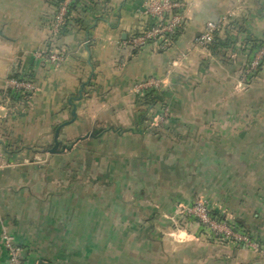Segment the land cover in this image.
I'll list each match as a JSON object with an SVG mask.
<instances>
[{"label": "crops", "instance_id": "0c3cea01", "mask_svg": "<svg viewBox=\"0 0 264 264\" xmlns=\"http://www.w3.org/2000/svg\"><path fill=\"white\" fill-rule=\"evenodd\" d=\"M147 1L71 0L56 32L67 0H0V264H10L5 235L29 264H264L202 228L154 224L156 206L171 212L205 197L264 245V67L242 79L249 48L241 51L264 40V0H177L185 25L174 46L132 50L151 20ZM211 21L234 46L214 54L196 44ZM150 78L172 112L162 135L146 129L150 110L133 91ZM9 79L32 82L31 98L14 96ZM78 150L95 179L66 181L61 193L53 173Z\"/></svg>", "mask_w": 264, "mask_h": 264}, {"label": "built area", "instance_id": "2783aa9c", "mask_svg": "<svg viewBox=\"0 0 264 264\" xmlns=\"http://www.w3.org/2000/svg\"><path fill=\"white\" fill-rule=\"evenodd\" d=\"M70 1L71 0H67V2L61 6L55 18L53 30L56 32H58L65 23ZM182 9L183 5L177 0H148L145 4L144 13L152 19L154 24L150 28H142L138 35L132 36L128 41V45L132 50H137L149 43H153L162 51L170 50L175 44L174 35L178 31H181L185 25V17L183 13L180 12ZM220 27V23L208 22L203 32L195 39L196 44L200 47L207 48L208 45L214 41L216 32H219ZM260 55L251 64L252 70L260 64V60L264 58V52H261ZM48 57L52 62L58 65L64 60L63 56L56 52L50 53ZM8 86L13 91L25 93L27 99L28 96L29 99L31 98L35 90L34 84L29 80L9 79ZM152 89L161 90L162 81L155 78L147 79L135 85L134 93L136 96L142 97L145 92ZM161 117L165 119L167 115L165 116L163 114ZM182 212L188 214L190 217L198 219L202 225L211 232L212 235L215 237L217 236L218 238H216L221 242H238L256 255L264 258V248L260 247V245L248 235L235 231L228 221H219L214 218L210 214L211 211L208 203L204 201L197 202L190 207L182 209ZM4 244L5 248L8 250L10 264H28L22 256L23 251L14 244L12 237L5 235Z\"/></svg>", "mask_w": 264, "mask_h": 264}, {"label": "rangeland", "instance_id": "374dc122", "mask_svg": "<svg viewBox=\"0 0 264 264\" xmlns=\"http://www.w3.org/2000/svg\"><path fill=\"white\" fill-rule=\"evenodd\" d=\"M231 15L230 16H233L232 19H240L242 16V13L239 12V11H234L232 13H230ZM223 22H231V20H222ZM211 22H215V21H211ZM221 22V23H223ZM218 23V22H216ZM224 27V26H223ZM222 25L220 27V30L222 29L223 31V28ZM203 32V31H202ZM203 49H206L204 47H201ZM208 48V47H207ZM261 52H264V44L263 46L260 47L259 50H257L256 52L253 53V55L251 56V58H249V61L251 62V64L254 62V60L257 59V57H259L260 53ZM249 54V52L247 51V55ZM261 56V55H260ZM264 60V58L262 60H260V63ZM247 64V63H246ZM251 64L246 68L245 72H243L242 74V79L244 80H250L252 79L251 77H249V75H253L252 73L256 72L259 68V65L256 66L254 68V70L251 69ZM250 71V72H249ZM244 74L248 75V76H243ZM156 79V78H155ZM193 85V84H192ZM135 87V86H134ZM134 91V89H133ZM134 95H136L134 93ZM28 99H29V96H28ZM166 100V99H165ZM166 102V101H165ZM167 115V117L165 119H163V117H161L162 115ZM148 128L149 130H155L159 133L163 132V128H167L168 125H169V120L170 118L172 117V112L170 111L169 107L168 108H161L160 105H158L157 107H155V109L151 112L148 113ZM166 119H169V120H166ZM68 144H71V143H68ZM75 143H73L72 145H74ZM82 144H80V146H76V149H80V147H83L81 146ZM46 145L42 144L41 148L42 147H45ZM47 149H51L52 146L51 145H48L47 147H45ZM96 154H94L96 156V158H98L97 156V151H95ZM86 155L83 156L82 152L81 151H75L74 154L72 156H65L63 158V161H61V166L63 167V170L61 171V166L59 167V173L58 172H55L53 174H57V175H60V178L64 180L63 184L61 185L60 184V189L59 191L62 193V192H66L65 190V185H66V181H69V180H74V182L76 183H81V182H86V181H92L95 179L94 175L92 173H88L85 168L83 167V163H82V159L83 157H85ZM92 156V155H91ZM40 157V156H39ZM45 157V156H44ZM87 157V156H86ZM93 157V156H92ZM41 158V157H40ZM74 160V164L75 166H71L72 165V159ZM45 158H41L40 160L38 159V156H37V159H36V162H45L44 161ZM1 163V161H0ZM67 166H71V167H67ZM90 174V175H89ZM56 177V176H55ZM91 179V180H90ZM93 189V188H92ZM114 185L113 187L108 190V191H111L112 195L114 194ZM79 190L78 188H76V191ZM81 190V189H80ZM75 191V189H74ZM97 194V193H96ZM110 194V193H109ZM126 192L123 194L125 195ZM206 202L208 203L209 205V201L205 198V197H198L193 203L191 204H184V203H176L173 205V208L171 210V212H168V211H164V210H160L157 206H156V213L159 214L160 218L158 220H156L154 222L155 226L157 227H162V226H169V228H172V229H175V230H187V229H201V227L195 223V222H191L189 221L187 218H188V214H184L182 212V209L186 208V207H190L192 206L193 204L197 203V202ZM139 207L141 208V211H142V208L145 207L144 206H141V204H138ZM137 205V206H138ZM132 206V205H131ZM132 207H135V205H133ZM154 207V206H152ZM144 209V208H143ZM162 209V208H161ZM153 210V209H152ZM149 211V214L151 215H154L153 212ZM159 210V212H158ZM145 211V210H144ZM155 213V212H154ZM144 225H146V221H144ZM238 243V242H237ZM250 250V249H249ZM255 254V253H254Z\"/></svg>", "mask_w": 264, "mask_h": 264}, {"label": "trees", "instance_id": "16d2710c", "mask_svg": "<svg viewBox=\"0 0 264 264\" xmlns=\"http://www.w3.org/2000/svg\"><path fill=\"white\" fill-rule=\"evenodd\" d=\"M62 1L63 0H59V4ZM153 24H154V22L151 19V20H149L148 24L146 26L142 27V28H150ZM140 30H138V32L135 33V34H133L132 36L138 35V33H139ZM180 32L181 31H178L174 35V40L175 41H176V38H177V36L179 35ZM263 44H264V40H259V39L248 40L247 41V43L245 44V47L246 48H244V49L241 50V51H245V50H248L247 48H249V50H248L249 54L247 55L248 60H247V64L244 67V71L251 64V62L249 61V58H251V56L253 55V53L256 52L257 50H259L260 47L263 46ZM231 46H234V43L233 42L228 41V40H222L221 38H219V32H216L215 39H214V41L211 44L208 45V48L215 54V53H217V51H219V49H228ZM236 47L237 46H235V48ZM220 56L225 57L224 54H221ZM263 67H264V60L260 63L259 68H258V71L262 70ZM256 74L257 73H255L253 75H249V76L251 78H253ZM12 93L14 94V96H17L18 95L16 91H13ZM137 97H138V100L140 101V103L142 105L146 106L150 110V112L153 111L155 109V107H157L158 105H160L161 108H168V106H167V104L165 102L166 101L165 100L166 99L165 92H163L162 90H159V89L148 90L147 92L144 93V95L142 97H139V96H137ZM166 120H169V119H166ZM143 124L147 127L146 129L149 130V128H148L149 125H148L147 115L143 119ZM151 132H154V134H156V135H162V133L167 132V128H163V132H161V133H159V132H157L155 130H152ZM210 211H211V209H210ZM210 214L214 218L218 219L219 221H226L227 222V220H225L222 217H220L219 215L215 214L213 211H211ZM187 219L189 221H191V222L197 223L202 229L207 230L198 219H196L194 217H190V216H188ZM231 227L235 231H237V232L244 233V234L248 235L252 240L256 241L260 245V247L264 248V245L260 241H258L254 236H252V235H250L248 233L243 232L241 230V227L239 225H237V224H231ZM260 258H262V257H260ZM262 259H264V258H262Z\"/></svg>", "mask_w": 264, "mask_h": 264}, {"label": "water", "instance_id": "95a60500", "mask_svg": "<svg viewBox=\"0 0 264 264\" xmlns=\"http://www.w3.org/2000/svg\"><path fill=\"white\" fill-rule=\"evenodd\" d=\"M73 117L76 118V107H74L73 109V113H72ZM100 133V131H94L90 134L87 135V138L88 137H96L98 134ZM59 147H60V142L58 141V133L56 135V141H55V147L50 150V153H57L59 151ZM64 149H66V147H63ZM38 264H51V263H48V262H45V261H39ZM258 264V263H256Z\"/></svg>", "mask_w": 264, "mask_h": 264}]
</instances>
